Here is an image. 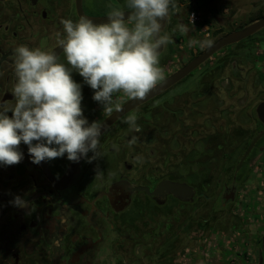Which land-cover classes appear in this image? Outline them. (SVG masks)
Listing matches in <instances>:
<instances>
[{
  "label": "flooded vegetation",
  "instance_id": "1",
  "mask_svg": "<svg viewBox=\"0 0 264 264\" xmlns=\"http://www.w3.org/2000/svg\"><path fill=\"white\" fill-rule=\"evenodd\" d=\"M93 3L94 0H81L83 14L101 17L86 12ZM174 4L175 8L170 9L162 23L166 30L161 29L160 33L161 36L167 34L172 40L166 44V50L169 48L170 51L163 50V46L160 56L169 53L170 59L167 60L175 63L165 77L223 35L264 18L262 6L248 11L242 21L227 18L214 23L200 17L201 12L195 10V6L190 7L186 15L178 0H174ZM190 10H195L197 15L192 25ZM79 18L75 0H0V105L7 108L15 105L16 48L25 45L30 49L51 51L58 45L57 34L60 38L65 35L61 20L76 22ZM194 23L201 26L200 30ZM182 24L189 28L187 33L180 30ZM194 34L197 35L192 40L195 43L190 45ZM58 57L61 63L67 64L62 51ZM186 80L193 81L190 89L184 85L177 88ZM76 83L83 89L90 88L80 78ZM225 88L239 95L241 108L238 112L246 126L241 123L225 128L217 124L213 109L224 105ZM178 90L181 92L177 93ZM174 93L180 97L176 99ZM129 99L126 97L122 103ZM262 102L264 26L218 49L184 78L117 118L99 137L98 157L91 162L81 158L70 180L63 186L56 187L44 173L42 165L32 163L28 146L21 142L19 151L23 159L15 165L0 164V264H191L193 211L203 209V203H206L201 201L199 207L193 208V202L200 200L199 197L210 198L194 186L199 176L193 170H198L201 177L211 176L210 179L214 176L208 169L213 170L212 173L217 171L216 180L226 191L223 199H239L237 188L252 181L251 169L256 162L252 157L255 154H259L257 159H261L264 166V134L242 159L253 137L264 130V123L257 114V106ZM154 109L159 121L168 119L166 129H155L143 122ZM223 112L221 109L220 113ZM95 113H83V117L91 124L109 115L105 113L98 117L94 116ZM130 114L138 116L137 124L144 130L142 133H135L125 123ZM7 115L11 118L12 113L9 111ZM170 125H175L182 134L186 135L187 130L198 137L190 139L179 149L173 147L174 151L163 146L164 153L174 157L175 150L185 151L186 163L174 160L169 163L168 172L161 176L154 174L153 169L142 171L136 157L152 158L158 148L148 147L149 150L145 151L146 144L152 142L153 134L156 137V133H168ZM133 135L140 137L134 145L129 144ZM178 135L173 130L172 139L176 142ZM214 135L220 137L222 150L219 148L210 153L208 150L212 149ZM225 136L239 137L240 144H236L239 146L246 141L244 148L240 150L237 146L236 151L225 148ZM129 148L132 150L130 162L127 158ZM87 156L92 157L93 153L89 152ZM146 161L140 163L147 164ZM46 162L56 180L62 177L70 163L67 154ZM98 171L101 173L97 175ZM161 180L185 183L193 189V194L184 198L171 192L149 195L146 190L137 188L146 186L153 190ZM15 197H21L27 206H15L12 203ZM233 209H230L232 214ZM161 211L167 213L164 223L155 219ZM201 219L204 235L208 219Z\"/></svg>",
  "mask_w": 264,
  "mask_h": 264
},
{
  "label": "clouds",
  "instance_id": "2",
  "mask_svg": "<svg viewBox=\"0 0 264 264\" xmlns=\"http://www.w3.org/2000/svg\"><path fill=\"white\" fill-rule=\"evenodd\" d=\"M127 8L131 10L127 19L124 11L112 8L106 23L97 24L83 16L76 22L62 19L65 35L60 38L58 33L57 43L67 64L52 51L25 45L16 48L15 105H0V164L15 165L23 159L21 142L28 146L34 164L65 154L73 162L81 158L91 162L98 157L99 137L105 126L100 121L89 124L83 117L81 85L72 79V70L84 78L94 90L93 99L109 114L122 109L114 104V94L123 92L130 99L143 100L165 79L158 49L172 40L167 34L160 35L159 21L175 8L174 0H128ZM180 30L187 33L189 28L182 24ZM137 120L136 114H130L125 123L135 133H142ZM139 140L133 135L129 144ZM89 152L92 157L87 156ZM136 159L143 160L140 156ZM12 203L27 206L21 197Z\"/></svg>",
  "mask_w": 264,
  "mask_h": 264
},
{
  "label": "rangeland",
  "instance_id": "3",
  "mask_svg": "<svg viewBox=\"0 0 264 264\" xmlns=\"http://www.w3.org/2000/svg\"><path fill=\"white\" fill-rule=\"evenodd\" d=\"M95 3L86 11L87 13H92L93 15L103 16L108 14L112 8H119L121 10L128 9L127 2L128 0H94ZM180 0H178L179 6L184 8L187 12L190 7L197 6L200 10V17L210 19L214 23H218V19H230L239 21L244 20L247 16L248 11L255 10L257 7L264 6V0H183L182 5H180ZM198 26L200 30V25L197 23L193 24ZM35 30V29H34ZM166 27H162L164 32ZM195 35V34H194ZM197 35L193 36L191 40L195 39ZM197 45L200 44L199 41L196 42ZM169 44V43H168ZM163 50H166V45ZM166 51H170L169 48ZM170 59V54L165 53L159 57V66L164 70V77L171 72L175 67V63H172ZM63 62V61H62ZM72 79L76 82L80 78L78 71L71 72ZM193 82L189 80L184 81L181 84L177 85V88H181L184 85V88L192 87ZM181 90V89H179ZM177 91L181 92V91ZM177 93H174V97ZM126 97L123 92L114 94V104H121ZM171 96L169 95L168 98ZM180 96L176 95V99ZM239 95L229 91L225 88L224 92V105H219L213 109L216 114L217 124H222L225 128H229L234 124L239 126V124L245 125V122L242 117L239 116L238 109L241 108V105L238 102ZM243 97V96H241ZM83 101V100H81ZM93 111L89 114L98 115V117L103 116L105 113L103 105L97 101H94ZM97 105V106H96ZM82 108V113L85 111ZM221 109H224L223 113H220ZM98 111V112H97ZM208 110H205V112ZM186 116V113L184 114ZM246 126V125H245ZM168 133H156V137L152 136L151 141L146 144L145 151H148V147H157V153L152 158H143V163L147 160V164H141L142 171H149L153 169L154 174L163 175L169 170V163L177 162L180 160L186 163L185 151L184 153L178 152L174 157L172 155H167L164 153V147H167L170 151L173 147L179 149V146H184L189 142L190 139H197L196 134L192 132L185 131V134H182L176 130L175 125H170L168 128ZM173 130L178 132L177 142L172 139ZM147 132L144 133L146 136ZM177 135V134H176ZM143 136V134L141 135ZM148 136L149 133H148ZM199 136V135H198ZM240 144L239 139H235V145ZM166 145V146H165ZM164 146V147H163ZM174 151V150H172ZM132 150L129 148L127 158L130 162V156ZM254 155V154H253ZM252 155V156H253ZM259 154H255L252 157V161L256 160L254 166L251 169L252 181L245 182V185H241L237 188L239 192V199L235 200H225L223 199L224 193L220 181H217L218 174L214 175V178L210 179L209 177H203L205 183L209 182L210 186L207 188V194L210 196L208 203H203L204 208L193 211V230H192V252L191 264H264V166L257 159ZM110 158V157H109ZM185 161V162H184ZM135 163V162H134ZM140 171V170H139ZM183 174V173H182ZM201 178L196 179L195 182L203 183L204 180ZM236 191V189H235ZM193 208L199 206L201 200L193 202ZM232 205L235 208H232ZM230 209L234 211V214L230 213ZM200 215V216H199ZM198 217V218H197ZM205 217L208 219L207 227L205 234L201 229L202 219ZM198 244L200 247H197ZM243 251L246 252L243 255ZM198 258V260H197Z\"/></svg>",
  "mask_w": 264,
  "mask_h": 264
},
{
  "label": "water",
  "instance_id": "4",
  "mask_svg": "<svg viewBox=\"0 0 264 264\" xmlns=\"http://www.w3.org/2000/svg\"><path fill=\"white\" fill-rule=\"evenodd\" d=\"M75 4H76V10H77L79 17H81V16L87 17V18L91 19L94 23H97V24L108 22L107 16L88 17V16L84 15L82 12V8H81V0H75ZM130 14H131L130 9L124 10V18L125 19H127L128 15H130ZM159 22L162 24L163 20L159 21ZM263 26H264V18H261V19H258L256 21L250 23L249 25H247L241 29L232 31V32L218 38L210 46H208L206 49L201 51L198 55H196L191 60H189L186 64H184L183 66L178 68L176 71H174L173 73H171L170 75L165 77V79L163 81H161L152 91H150L143 100L129 99L120 105V107L122 108L121 111L116 112L114 109L112 114L107 115L104 119H102L100 121L105 126L104 128H102L101 133L112 122H114L120 116L129 112L131 109L137 107L138 105L146 102L147 100L153 98L154 96H156L160 92L166 90L167 88H169L170 86H172L173 84H175L176 82H178L179 80L184 78L188 73H190L192 70H194L197 66H199L202 62H204L209 56L212 55V53L216 52L218 49H220L223 46H226L228 44L239 41L242 38H245L246 36L252 34L257 29H259ZM161 50H162V47H161V49H158V51H161ZM51 51L58 55L62 51V48L59 45H57ZM257 114H258V117L264 123V102L260 103L257 106ZM263 134H264V130L261 131L260 133H258L255 137H253V139L249 143L248 147L246 148V150L242 156V159L250 151V149L253 147L254 143L258 140V138ZM35 143H36V141H35ZM80 160L78 162L70 161L65 173L58 180L54 179L51 176L46 161H42L40 164L42 165L44 173L48 176V178H50L52 183H54V185L56 187H60V186H63L64 184H66L70 180V178H71L76 166L80 162ZM137 188L146 190L147 194H149V195H163L166 192H171L175 196H180L181 198H184L186 196L189 197L193 194V189L190 186H188L187 184L169 181V180H161L160 182H158V184L156 185V187L153 190H149L146 186H141V187H137Z\"/></svg>",
  "mask_w": 264,
  "mask_h": 264
},
{
  "label": "trees",
  "instance_id": "5",
  "mask_svg": "<svg viewBox=\"0 0 264 264\" xmlns=\"http://www.w3.org/2000/svg\"><path fill=\"white\" fill-rule=\"evenodd\" d=\"M196 8H197V6H195V10H196ZM198 9V8H197ZM203 22H205V20L203 21ZM76 81H77V79H76ZM80 81L81 82H85L84 81V78L83 77H81L80 76ZM81 94H82V100L83 101H81V107H83V110L85 111L84 113H89V112H91V111H93L92 109H93V103H94V99H93V95H94V90L93 89H91V87L89 88V90H87V89H83V88H81ZM150 108H153L152 106L150 107ZM156 114H157V111H155V109L153 110V111H150V115L149 116H147V118L145 119V120H143V122H146L145 124L147 125V126H153L155 129L156 128H158V127H160V128H164V129H166L167 127L165 126V125H167L168 124V119L167 118H165V119H162V120H158L157 119V117H156ZM147 128V127H146ZM235 138H237V137H234V138H226V136H225V138L223 139L224 140V147L226 148V147H230L231 148V150L232 151H236V148H237V146H238V149L240 148V150H242L244 147V144L246 143V141H244V143L241 145V146H239V145H235L234 146V143H235V141H234V139ZM239 138V137H238ZM212 140H213V142L211 143L212 145V149H210V150H208L210 153H213L212 151H216L215 149H218L219 150V148L222 150V143H221V141H220V137L219 136H217V135H214V136H212ZM217 141V142H215V141ZM222 140V139H221ZM234 142V143H233ZM151 148H153V147H151ZM145 149H147L146 147H145ZM193 154H195V152H193ZM225 154H227L226 152H225ZM212 155V154H211ZM209 170V173L212 175V176H214V175H216V174H218L217 173V171H214V173H212L213 172V170H211V169H208ZM193 172H196L197 174H198V176H199V180H200V182H201V178H203V177H201L199 174H200V172L197 170L196 171V169H194L193 170ZM194 186H197L200 190H202L203 192H204V194H207V188L210 186L209 184H208V182H206V183H199V185L196 183V182H194ZM200 198V200L201 201H203V202H206V203H208V200H206L204 197H199ZM199 207V206H198ZM158 209V208H157ZM165 216H167V213H165L164 211H161V213L159 214V215H156L155 216V219L158 221V220H160V222H162V223H164V217ZM244 253H243V255H245L246 254V252L245 251H243Z\"/></svg>",
  "mask_w": 264,
  "mask_h": 264
},
{
  "label": "built area",
  "instance_id": "6",
  "mask_svg": "<svg viewBox=\"0 0 264 264\" xmlns=\"http://www.w3.org/2000/svg\"><path fill=\"white\" fill-rule=\"evenodd\" d=\"M196 17H197V15L195 14V12L191 11L190 14H189V19L190 20L192 19V21H194L196 19Z\"/></svg>",
  "mask_w": 264,
  "mask_h": 264
}]
</instances>
